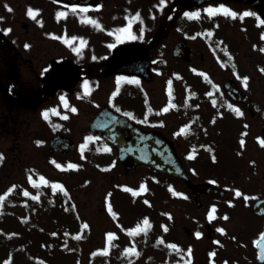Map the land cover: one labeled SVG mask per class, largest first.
<instances>
[{
	"label": "flooded vegetation",
	"instance_id": "af4514ba",
	"mask_svg": "<svg viewBox=\"0 0 264 264\" xmlns=\"http://www.w3.org/2000/svg\"><path fill=\"white\" fill-rule=\"evenodd\" d=\"M131 3L137 10L129 12L131 15L121 26H115L113 14L105 15L106 4L99 16L95 11L98 6L71 12L54 0H0V109L9 110H2V120L25 127L23 134L29 136L26 130L34 119H48L51 110L61 113L64 93L72 95L68 99L78 109L83 104L81 99L89 95L95 104L91 118L108 106L144 129L163 131L176 145L185 141L186 153L195 154L188 170L193 180L199 182L195 175L209 168L206 172L212 177L203 181L227 191L222 199L203 196L214 203L213 209L219 213L215 234L204 241L218 243L222 264H264V240L260 241L264 214L252 210L256 200L264 195L253 188L264 185L262 5L231 2L226 9L235 14L233 17L219 11L221 8L210 14L176 0L170 5L164 3L159 15L146 22L142 19L145 0H123L124 8L129 9ZM29 9L38 15L32 18ZM59 12L73 21L76 37L67 36L58 19ZM170 34L174 36L172 49L182 41L193 48L188 62L172 57L173 64L167 59L165 41ZM121 44L137 47L125 55L136 71L111 63ZM242 45L246 50L243 54ZM165 63L171 66L168 75L173 85L162 102V87L147 84L156 83L157 78L160 83L167 74L163 70ZM228 84L237 86L252 103L231 97L226 92ZM101 98L103 102L99 103ZM166 102L170 105H164ZM171 120L178 124H172L175 127L167 132L169 129L163 127ZM222 140H227L235 154L231 151L227 157ZM238 145L241 151L236 149ZM248 148L254 154L252 162L245 155ZM228 161L222 172L230 173L223 179L216 173L215 164ZM237 192L241 195L237 196ZM188 194L191 196L192 192ZM207 208L204 202L202 210ZM247 234L250 237L246 242ZM188 236L192 238L188 246L199 242L193 235ZM190 264L202 261L197 258Z\"/></svg>",
	"mask_w": 264,
	"mask_h": 264
},
{
	"label": "rangeland",
	"instance_id": "374dc122",
	"mask_svg": "<svg viewBox=\"0 0 264 264\" xmlns=\"http://www.w3.org/2000/svg\"><path fill=\"white\" fill-rule=\"evenodd\" d=\"M103 1L104 7L105 4L107 6L105 14L108 15L107 12L111 10L115 13L120 8L119 4L122 5L123 0ZM151 5H154V1H151ZM130 11V8L125 9L124 12L120 11L114 25L120 26L131 15ZM60 12L58 19L63 27H69L71 32H74L73 21L66 19L64 14L60 15ZM150 12V8L146 9L145 15ZM125 15L126 17H124ZM167 37L165 41L167 42L166 57L168 60H172L170 55L174 36L170 34ZM245 51V46L242 45L241 53L243 54ZM168 70H171L170 64L166 71L168 72ZM147 85L162 87L161 99L164 102V97L167 95L164 93L163 87L168 86V74H164L160 78V83L157 78L156 83L153 81ZM155 93L159 96L158 89L155 90ZM102 99H98V102L102 103ZM84 101L81 105L82 111L75 123L64 126V130L79 142L88 132L90 112L93 107L91 100ZM2 110L6 113L9 112L5 108ZM2 110L0 109V155L3 157L0 160V213L3 216L0 215V238H2L0 241V264L9 257L7 252L12 256L15 255L13 260L15 264H110L113 263L115 257L116 261L125 262V264H158L162 261L163 255L159 250L157 251L155 246L148 245L146 239L158 231L160 223L164 222V218L156 216L154 207L157 210L164 208L171 212L176 222L175 230L179 232L181 241H185L187 238L184 231L186 228H190L191 231L198 229L194 213H199L197 217L199 219H203L204 213L195 211V205L192 207L189 204L187 196L177 200L171 190L167 194L165 190L170 185L166 178L154 177L150 170L143 168L124 175L122 167L115 160V155L107 151L108 149H104L107 155H103L104 152L97 148L96 152L93 150L85 153L82 150H77L69 156L50 155L47 151L48 140L55 132H53V128L47 130L45 119L43 121L42 117L34 119L33 125L26 130L30 135L25 136L23 134L25 127L2 120ZM172 124H178V122L171 120L163 128L169 129L167 132H171V128L175 127ZM86 139L91 144L99 142L90 134H87ZM221 143L225 145L224 152L226 151L227 157L231 155V151L232 154H235L234 148L229 145L227 140H222ZM177 144L180 152L185 155L188 147L186 142L179 141ZM91 149L93 148L91 147ZM236 149L242 150L240 145ZM251 151L252 149L248 148L245 155L252 162L254 154ZM263 159L264 156L261 157V167H264ZM229 160L233 163V159ZM71 163L79 166L81 171L64 173L62 167L58 166L61 164L69 166ZM228 165L229 161L227 164L220 162L215 164L218 171L216 173L223 179L230 173L222 172ZM206 170L201 169L194 178L197 181H203L207 177L211 178L212 174ZM52 180H54L53 183ZM47 181H49L48 185ZM176 183L175 187L178 192L186 191L182 183ZM53 184L55 186L52 190ZM13 185L17 188L13 193V198L9 199L8 197V203H6L7 199L2 203V194L6 193ZM263 186H257L258 190H262ZM23 188H28L32 192L37 191L38 194L31 195L27 200V194L24 191L20 194L18 192ZM121 189H127V192L123 193ZM141 189L143 191H140ZM51 191H54L55 194ZM137 191L142 195H136ZM67 193L70 195L69 197ZM15 195L16 200L14 199ZM143 200L152 202L154 205L151 207L152 209L143 206ZM8 207L9 209H7ZM26 214H30L32 221L27 218ZM146 215L152 216L153 219L148 220ZM141 218L147 220L148 224L145 225L144 221L138 220ZM138 228L140 231L137 232ZM10 233L14 237L5 239ZM109 236L113 238L109 240ZM249 237L250 234L244 237L246 242ZM167 239H169V235ZM188 243L189 241L186 240L184 244ZM199 245L204 247L207 243L201 241ZM127 248L129 249L127 260L128 257L133 258L132 263L123 259L126 257L123 252ZM141 250L143 252H140ZM132 252L135 254H131Z\"/></svg>",
	"mask_w": 264,
	"mask_h": 264
},
{
	"label": "water",
	"instance_id": "95a60500",
	"mask_svg": "<svg viewBox=\"0 0 264 264\" xmlns=\"http://www.w3.org/2000/svg\"><path fill=\"white\" fill-rule=\"evenodd\" d=\"M68 3H91L95 0H61ZM185 3L199 2V0H181ZM264 2V0H262ZM123 47L116 53H121ZM180 56L186 57V49H181ZM91 129L108 139L117 149V157L123 165L126 174L138 166L144 165L154 171L161 172L170 177L184 180L188 187L194 190L196 196L201 192H212L213 187L200 184L193 185L187 176L186 169L177 155V150L172 141L159 131H143L125 117L109 111H103L94 121ZM125 131L130 133L127 138ZM50 152H68L72 145L69 139L59 135L51 139Z\"/></svg>",
	"mask_w": 264,
	"mask_h": 264
},
{
	"label": "snow or ice",
	"instance_id": "6c2138e0",
	"mask_svg": "<svg viewBox=\"0 0 264 264\" xmlns=\"http://www.w3.org/2000/svg\"><path fill=\"white\" fill-rule=\"evenodd\" d=\"M7 10H8L9 12L12 11V9H11L10 7L7 8ZM219 11H223L225 14L232 15L233 17L235 16L234 13L229 12L227 9H222V10H219ZM209 13H210V14H214V10L209 9ZM28 15L31 16L32 18H35V17L38 15V12H34L32 9H29V10H28ZM60 15H63V13H61ZM196 15L198 16V14H196ZM245 15H251V14H250V13H245ZM138 18H139V14H137V19H138ZM8 31H10V29H9ZM72 111H75V109H72ZM165 111H167V109H165ZM44 115H45V118H47V115H48V114L45 113ZM66 118H67V117H65V119H66ZM241 143L243 144V142H241ZM262 146H264V142H262ZM189 158L191 159L192 157L190 156ZM2 159H3V157L0 156V160H2ZM236 195H237V196H240L241 193H240V192H237ZM245 199H247V197H245ZM212 211L215 212V209H213ZM210 218H211V217H210ZM225 219H227V217H225ZM143 223H144L145 225H147V224H148V221L145 220ZM85 227H87V226L85 225ZM165 230H166V229H165ZM138 231H140L139 228L137 229V232H138ZM76 238L79 239V237H76ZM112 238H113V237L109 236V240H111ZM173 247H174V246H173ZM261 258L264 259V255H262Z\"/></svg>",
	"mask_w": 264,
	"mask_h": 264
}]
</instances>
